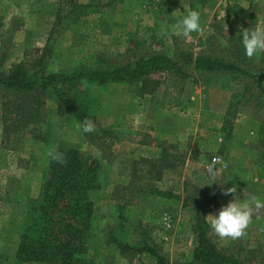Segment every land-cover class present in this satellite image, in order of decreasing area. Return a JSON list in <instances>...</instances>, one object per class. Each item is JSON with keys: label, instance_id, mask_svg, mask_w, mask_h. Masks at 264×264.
I'll use <instances>...</instances> for the list:
<instances>
[{"label": "rangeland", "instance_id": "rangeland-1", "mask_svg": "<svg viewBox=\"0 0 264 264\" xmlns=\"http://www.w3.org/2000/svg\"><path fill=\"white\" fill-rule=\"evenodd\" d=\"M190 10L200 12L202 36L160 35L162 26ZM258 25L264 28V0H0V72L16 63L27 71L103 70L152 52L174 62L145 77L156 81L149 92L137 81L74 84L85 97L84 119L94 122V134L77 131L84 119L59 114L48 91L33 99L0 88V264H41L15 263L14 251L47 166L46 153L70 147L100 162L98 185L89 193L88 248L73 264H156L140 250L145 246L169 264H189L196 243L192 196L203 204L206 234L218 251L240 264H264V211L239 241L219 240L206 219L234 199L224 189L236 186L237 201L252 194L264 198V155L258 164L254 157L264 154L258 143L264 139V53L249 59L242 44V30ZM187 52L234 61L245 73L195 71L184 61ZM180 84L178 103L166 105ZM175 119L184 126L187 144L174 147L178 138L163 131L162 158H128L132 144L123 139H133L135 126H145L142 133L150 137L154 121L161 127ZM208 135L216 137L220 150L205 148ZM211 155L223 158L225 168ZM209 168L215 169V182ZM117 240L139 250L121 253Z\"/></svg>", "mask_w": 264, "mask_h": 264}, {"label": "trees", "instance_id": "trees-1", "mask_svg": "<svg viewBox=\"0 0 264 264\" xmlns=\"http://www.w3.org/2000/svg\"><path fill=\"white\" fill-rule=\"evenodd\" d=\"M237 49L240 51L242 47L237 46ZM184 61L198 72L245 73L234 61H224L209 54L192 55L187 52ZM173 63L167 55L158 52L140 55L133 64L103 70L78 66L60 72H48L40 68L27 71L21 63H16L10 66L7 73L0 72V88L13 92L23 91L33 99H38L40 93L48 91L57 100L59 114H70L81 121L87 115V102L80 89L74 88L77 82L137 81L140 90L149 92L148 85L156 81L145 77L154 71H163ZM181 90L180 84L176 93L170 95L165 104L176 105ZM56 150L63 154L65 163L48 159L38 193L29 200L25 210L23 226L14 251L15 263L73 264L74 257L88 248V231L93 214L89 193L98 185V162L76 148ZM154 165L150 164V167ZM189 199L194 212L193 228L196 240L189 264H240L232 255H223L216 249L206 234L207 225L202 216L203 204L197 202L193 196ZM117 243L121 253L139 250L119 240ZM140 250L149 252L156 264H169L152 247L145 246Z\"/></svg>", "mask_w": 264, "mask_h": 264}, {"label": "clouds", "instance_id": "clouds-1", "mask_svg": "<svg viewBox=\"0 0 264 264\" xmlns=\"http://www.w3.org/2000/svg\"><path fill=\"white\" fill-rule=\"evenodd\" d=\"M169 31L177 37L183 38H190L192 33L202 36L204 34V27L200 22V12L198 10H190L186 16L178 19L170 27L162 26L160 35L164 36ZM242 44L245 55L249 59L264 53V28L243 29ZM75 127L77 131L85 134H94L96 132L94 122L90 119L77 122ZM46 155L54 162L65 163L63 154L55 148L49 149ZM208 171L213 176V182H215V169L209 168ZM236 192V186L224 189L223 194H231L234 196V199L226 206H223L219 210L218 215L209 214L206 217L210 229L221 241H239L245 238L248 235V230L253 223L254 217L259 218L260 213L264 211V198L252 194L247 199L237 201L235 198Z\"/></svg>", "mask_w": 264, "mask_h": 264}, {"label": "crops", "instance_id": "crops-1", "mask_svg": "<svg viewBox=\"0 0 264 264\" xmlns=\"http://www.w3.org/2000/svg\"><path fill=\"white\" fill-rule=\"evenodd\" d=\"M258 27H260L258 25ZM180 119H175L173 120L172 123L170 122H165L161 125V127L157 126V121H154V123L152 124L153 125V128H149L147 130V132H150L152 133V131L154 132V136L153 135H150V137L145 134V133H142L144 132L145 130V126L142 127V125H138V126H135V130H136V135L134 137H131L133 138L132 140H129L128 138L126 139H123L126 142L132 144V147L129 151H127L128 153H130V156H128V158L130 159H142V158H146V159H149V157H151L152 155L155 156V158L157 159V161L162 158V151H164V148L162 149L161 145H160V142L162 141V139H160L158 136H161V134H163L162 132H173L175 134V138H178V141L177 139H174L175 140V143H174V147H176L177 145L178 148L184 146L185 144H187L188 141H184L183 140V132H184V126L182 123H180L179 121ZM112 122V121H111ZM143 122V121H142ZM133 126V125H132ZM142 127V128H141ZM259 134L262 136V132L259 131ZM258 133H257V136H260ZM157 136V137H156ZM210 136L211 138L208 140V141H204V145L205 148H208L207 150H211V151H216V150H220L218 149L219 147V143H217L216 141V137L214 136H211V135H208ZM147 137V138H145ZM163 137L165 138L166 136L163 135ZM218 137V136H217ZM159 138V139H158ZM219 139V138H217ZM257 139L259 140V138L257 137ZM161 140V141H160ZM206 142H209V143H206ZM258 143L261 144V147L264 149V139H262L261 141H258ZM260 144H259V147H260ZM243 147V145H242ZM140 151V152H138ZM134 153H136L135 155H133ZM129 155V154H128ZM263 153L258 151V153L256 152V156L255 159H256V162L255 164H258L259 161L261 160V158L263 157ZM219 158H221L219 155H217ZM215 157V156H214ZM213 155H211V161L213 160ZM98 158V157H97ZM154 158V159H155ZM242 156L240 157V160H242ZM223 160V158H221ZM244 159V158H243ZM132 160V161H133ZM214 161V160H213ZM215 164L218 166L217 162L214 161ZM223 164H224V168L226 166V161L223 160ZM100 162H98L99 164Z\"/></svg>", "mask_w": 264, "mask_h": 264}, {"label": "built area", "instance_id": "built-area-1", "mask_svg": "<svg viewBox=\"0 0 264 264\" xmlns=\"http://www.w3.org/2000/svg\"><path fill=\"white\" fill-rule=\"evenodd\" d=\"M213 160L216 161V162H219L220 167H222V168L224 167L223 162H221V160L219 159L218 156L214 157ZM162 219H163V223H164L166 226H169V219H168V217H167L166 215H164V216L162 217Z\"/></svg>", "mask_w": 264, "mask_h": 264}]
</instances>
